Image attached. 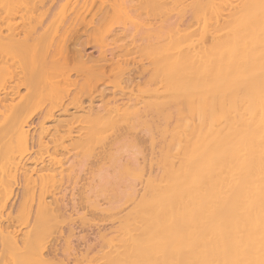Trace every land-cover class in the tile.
I'll return each mask as SVG.
<instances>
[{"label":"bare ground","instance_id":"bare-ground-1","mask_svg":"<svg viewBox=\"0 0 264 264\" xmlns=\"http://www.w3.org/2000/svg\"><path fill=\"white\" fill-rule=\"evenodd\" d=\"M53 1L0 0L1 247L9 241L4 264L44 263L56 254L60 235L50 241L49 254L46 246L40 257L37 250L50 231L48 213L70 220L81 205L85 215L107 221L97 228L94 218L89 222L102 236L96 245L102 250L90 260L73 249L67 264H264V0H63L52 16ZM103 22L105 39L99 41L108 49L97 44L99 67H110L122 54L144 79H125L130 86H116L121 94L115 99L112 93L105 101L111 106L100 111L93 98L109 79L100 73V83L93 79L91 85L90 74H81L95 69L85 64L90 57L82 49L75 57L84 55L77 63L86 68L75 60L79 67H68L66 39L77 26L99 37ZM127 135L134 152L125 157L122 151L123 159L115 154L124 142L119 149L115 143ZM78 158L87 173L106 166L101 171L117 176L114 182L94 169L101 184L84 192V205L77 198L75 207L72 187L82 184L69 185L71 193L65 184L73 163L82 162ZM20 199L24 214L11 218Z\"/></svg>","mask_w":264,"mask_h":264},{"label":"rangeland","instance_id":"rangeland-1","mask_svg":"<svg viewBox=\"0 0 264 264\" xmlns=\"http://www.w3.org/2000/svg\"><path fill=\"white\" fill-rule=\"evenodd\" d=\"M63 0H54L53 2H52V7H51V10H50V14L52 15V16H55L56 14H57V12L60 10V8L62 7V5H63ZM58 6V7H57ZM113 23V22H112ZM101 25V29H100V31H97L98 29H95V30H93V31H95L94 33L96 34V31L97 32H99V34L97 35V36H99V37H95L94 35H92L89 31H87L86 29H83V27L81 26L80 28H79V26H77V27H75L74 28V31L71 33L70 32V35L68 34L67 36H69V37H71L70 38V40L68 39H66V51H67V49H68V53H69V56H67V58H68V60H70V62L68 61V67H70L71 66V64H73V66H78L79 67V65H81L82 63H77V61H79V60H86V58H85V56L87 55V56H89L90 57V60H88V58H87V60H86V62H85V64L86 63H90V64H92V66H90V64L88 65L89 67H92L93 68V66H94V71L93 70H90V68H89V72L90 71H92L91 73H89L88 71H87V69H85L84 71H83V73H81V74H84L85 72L86 73H88V74H90V75H87V74H85V76L83 77V79H86L87 78V76H90L89 78L91 79V80H95L96 82H98V83H96V85H98L99 83H100V79L98 80L97 78H99V75H100V73H104L105 74V76L102 74V75H100L102 78L101 79H104L105 77L106 78H108L109 79V82L108 83H106V84H104V86H102V88H101V92H100V90H99V92L102 94V95H99L98 93L97 94H95L94 95V98L96 97V99H94L93 98V100L96 102L95 104L96 105H98V103L97 102H99L100 104L98 105V106H96L100 111H102V110H106L107 108H108V106H111V105H108L109 103L108 102H105V101H109L110 100V95L112 94V93H114V95H115V99L116 98H118L119 97V94H121V91L119 92V94H118V92L115 90V89H118V91L119 90H121L120 89V87L122 86V88L124 89L125 88V86L126 85H129V83L131 84V83H135V81L134 80H136V82L138 81V82H140V83H142L143 82V80H141V79H144V74L143 73H140L139 74V69H138V67H137V65H136V67H135V65H132V64H130V62H128L127 60H125V56H122V54H118L119 56H117L116 55V60H115V62L116 63H113V65H111L110 67H109V64H111V63H109V62H106V63H104L105 65H104V68L103 69H107V72L106 71H104L103 69H101L100 67H99V65H100V60H102L99 56H100V50L101 49H105V48H107V47H105V48H102L101 47V41H99V39L101 40V38H102V41L105 39V36H104V32H105V29H106V22H103V24H100ZM100 25L98 26L99 28H100ZM115 25L113 24V27H114ZM97 27V28H98ZM77 28H79V30L80 31H78V29ZM82 28V29H81ZM101 30L103 31V32H101ZM84 31V32H83ZM86 31H87V35H85L86 34ZM89 32V33H88ZM101 33V34H100ZM72 35V36H71ZM94 36V37H90V36ZM92 38V39H91ZM96 38V39H95ZM94 39L95 40H97V42H100V43H94V42H92V41H94ZM69 41V42H68ZM96 42V41H95ZM108 42H110V40L108 41L107 40V43L106 42H104V44H107L106 46H108L109 47V45H110V43H108ZM97 44L99 45L98 47H100V48H98L97 47ZM113 45H116V46H120L119 45V43H115V44H113ZM67 46H68V48H67ZM112 46V44L110 45V47ZM117 48H119V47H117ZM80 49H82L83 51H79ZM108 49V48H107ZM119 49H121V50H123V53L125 52V48H119ZM78 51L79 52H81L82 54H85V56L84 55H82V57L81 58H79V56L81 55V53H78ZM67 52H66V54H68ZM76 55H75V54ZM126 53V52H125ZM79 54V56H78V58H79V60H77L76 61V57H77V55ZM107 54L109 55V53L107 52ZM76 56V57H75ZM84 56V57H83ZM123 57H124V60H125V64H124V60L122 61V59H123ZM71 58H72V60H71ZM122 58V59H121ZM121 59V64H119L120 63V60ZM127 59V58H126ZM75 60V64L77 63V64H79V65H74V63H73V61ZM84 60V61H85ZM71 61H72V63H71ZM92 61H93V63L96 65V67H98L99 68V70H100V72H98L97 71V69H96V67H95V65L92 63ZM126 61H127V64H126ZM83 62V61H82ZM84 63V62H83ZM117 63L119 64L118 66H117ZM101 64H103V62L101 63ZM129 64V65H128ZM121 65H122V67L124 68L123 69V72L121 71L122 70V67H121ZM57 66H59V65H57ZM56 66V67H57ZM87 66V65H86ZM88 66H87V68H88ZM107 68H106V67ZM132 66L133 67H135V69H138L137 71L134 69V68H132ZM77 67V70H79V68ZM83 67H85L84 66V64L83 65H81V69L83 68ZM128 67H130V68H132L131 70H130V68L128 69ZM58 68V67H57ZM71 68H73L74 69V67H71ZM71 68H69V69H71ZM76 68V67H75ZM86 68V67H85ZM118 68H120L121 70H119ZM68 69V68H67ZM68 69V71H71L70 73L71 74H74L75 72H78L79 73V71H76V70H74V72H73V70L71 69V70H69ZM117 69L119 70V71H117ZM128 69V71H129V73H128V71H126ZM96 70V71H95ZM81 71V70H80ZM103 71V72H102ZM134 71V72H133ZM136 71V72H135ZM95 73L96 72V74L94 75V74H92V73ZM122 72V74L124 73V72H126V74H127V76L125 75V73H124V77H122V74H120ZM132 72H133V75H132ZM99 73V74H98ZM107 73V74H106ZM137 73H138V75H137ZM121 75L120 77L119 76H117V75ZM129 74V75H128ZM134 74L135 75H137V79H135V76H134ZM87 75V76H86ZM194 75V74H193ZM97 76V77H96ZM104 76V77H103ZM129 76V77H128ZM134 76V78H132ZM138 76L141 78L140 79V81H139V78H138ZM86 77V78H85ZM128 77V78H127ZM130 77L132 78V80L130 79ZM119 79V82H118V79ZM122 78H124V79H122ZM83 79H81V80H83ZM90 79H89V81H90ZM117 79V80H116ZM125 79H128V80H130V82L128 83V84H125V83H127V81L128 80H126L125 81ZM134 79V80H133ZM79 81V82H82V81ZM94 80L93 81H90L91 82V85H93V83H94ZM120 80L122 81V80H124V81H122V82H120ZM85 81V80H84ZM111 81V82H110ZM112 81H113V83H112ZM88 82V79H87V81H86V83ZM83 83H85V82H83ZM112 83V84H111ZM122 84V85H120V84ZM79 84H81V83H79ZM88 85L89 86H91L90 84H89V82H88ZM95 85V84H94ZM120 85V86H119ZM123 85H124V87H123ZM89 86H88V88H89ZM108 86V87H107ZM110 86V87H109ZM116 86H118V88L116 87ZM130 86V85H129ZM85 88H86V86H85ZM83 89L84 90V93L82 92L81 94L83 95L84 94V96H82V97H86L87 98V96H88V94H87V92H86V89ZM104 88V89H103ZM88 90V89H87ZM115 90V91H114ZM85 92H86V94H85ZM103 92V93H102ZM106 92V93H105ZM104 94V95H103ZM108 94V96H106ZM86 95V96H85ZM106 96V98H104ZM103 98V99H102ZM102 100V101H101ZM101 101V102H100ZM102 103V104H101ZM104 104H107V105H105V107H104ZM104 107V109L102 108V107ZM107 107V108H106ZM102 108V109H101ZM76 116V117H75ZM75 117V118H74ZM72 118H74V119H72L71 120V122L73 121V123L77 120L76 118H77V115H74ZM144 132V131H143ZM142 132V133H143ZM145 134V132L143 133V135ZM126 137H128L127 138V140H129L130 142H128V141H126ZM126 137H123V140L122 139H120V141L117 143H115V146L119 149V147H120V145H121V143H123L124 142V144H122V145H125L124 147L122 146V148H120V153H119V151H118V153L119 154H115V156H122V158L124 159L125 157H128V155H129V153L131 154V156L133 155V152H134V149L131 147L130 148V144L132 145V139L130 140V136L129 135H127ZM3 142H4V140H3ZM128 142V143H127ZM2 143V142H1ZM1 143H0V145H1ZM120 143V145H119V147H118V144ZM130 143V144H129ZM3 146H5V143H3L2 144V147ZM2 147H0V148H2ZM6 147H7V143H6ZM126 147V148H125ZM124 148V149H123ZM4 149H5V147H4ZM4 149H2V150H4ZM118 149H116V150H118ZM125 149H128V153L126 152V150ZM1 150V149H0ZM1 150V151H2ZM124 150H125V152H124ZM123 151V153H124V155H125V157H123V153H121ZM113 152H117V151H114L113 150ZM82 151H80V155H79V157L81 158L82 157V159L83 160H85V159H87V157H86V154H85V159L83 158L84 157V153H82ZM114 154V153H113ZM121 154V155H120ZM128 154V155H127ZM82 155V156H81ZM130 156V155H129ZM130 156V157H131ZM129 157V158H130ZM122 158H120V159H122ZM79 159V158H78ZM125 159H128V158H125ZM80 161H82V162H79V161H76V164L75 163H73L74 165L72 166V171H73V175L72 174H70V172H69V175H70V177L72 178H70V180L72 181V183H71V181H69L68 183H64L65 181L67 182V179L65 180V178L66 177H64V184L67 186V188L69 187V192L70 191H72L73 190V192H78L77 194H74V197L75 196H77V197H75L76 198V200H75V198L73 197V202H72V204H74L75 205V203L77 204L78 202H77V198H79L78 199V201H79V203L80 204H83L84 205V202L86 201L85 199H86V196L85 195H87V194H85L84 192L86 191V193H89V191H91L90 189H92L93 191H91V192H94V189H97L96 187H98L99 185H97V184H99L100 182H99V180H101L100 178L101 177H99V179H98V177H96V176H99L101 173H103V174H105V173H107V174H105V176H106V179H108V177L107 176H110V178H109V180H114L115 178H116V174H114V172L113 173H111V172H104V171H101V170H105L106 169V166L104 167V169L101 167V166H99V167H97V169H100L99 171H101V173H99V171L98 172H95V173H98V174H96L95 175V173H94V169H96V167H93V172H92V174H93V176H92V174H90L91 172H85V168L84 167H82L81 168V166L80 165H82L83 166V160H81V159H79ZM79 163H80V165H79ZM84 163H86V162H84ZM76 165V166H75ZM86 165V164H85ZM84 165V166H85ZM77 166L80 168V170H79V168L78 169H76L77 168ZM73 167H75L74 169H73ZM84 168V169H83ZM109 168V167H108ZM76 169V170H75ZM81 169H82V174L84 175L85 174V176H83L82 174H80L81 173ZM97 169L95 170V171H97ZM111 169V168H110ZM109 169V170H110ZM84 170V171H83ZM108 170V169H107ZM108 170V171H109ZM75 171V172H74ZM72 173V172H71ZM75 173V174H74ZM79 175H78V174ZM109 173H110V175H109ZM88 174V176H90V177H93L94 179H97L98 181H96V180H94V179H92V178H90V177H88V176H86ZM90 174V175H89ZM111 174H113L112 176H111ZM75 175V177H74V179H75V181L77 182L78 181V179H79V182H75V181H73V177L72 176H74ZM80 177V178H78V177ZM83 176V177H82ZM95 176V177H94ZM81 177H82V179H81ZM86 177V178H85ZM111 177H114L113 179L111 178ZM67 178H68V175H67ZM85 178V179H84ZM90 179V181H89V179ZM88 179V180H87ZM93 181V183H92V181ZM82 181V182H81ZM87 181H89L90 183V185H91V187H89L88 186V184H87V186L85 185H83V183L85 184V183H88ZM114 182H116L115 180H114ZM74 183V184H73ZM94 183H96V186H94L93 184ZM76 185V184H82V185H78V190H77V186H73V185ZM101 184V183H100ZM64 185V187L66 188V186ZM69 185H72V186H69ZM79 186H80V188H79ZM82 186V187H81ZM95 188H94V187ZM70 187H72V188H70ZM75 187V188H74ZM83 187H85V188H83ZM88 187V188H87ZM94 189H93V188ZM66 188V189H67ZM82 188V189H81ZM66 189L64 190V192H65V195H67L69 192H68V190L66 191ZM72 189V190H71ZM76 189V190H75ZM79 189H80V192L81 193H79ZM83 189H84V191H83ZM89 189V190H88ZM75 190V191H74ZM82 190V191H81ZM87 190H88V192H87ZM67 192V193H66ZM82 192L84 193L83 195H82ZM71 193V192H70ZM70 193H69V195H70ZM67 196V198L66 199H64V201L66 200V201H68V199H69V197L70 196ZM78 195H81V196H83L82 198H81V200H80V197L78 196ZM84 196H85V199H83L84 198ZM21 200V201H20ZM19 201H18V203H16V204H18V205H15L16 207H18L17 209H16V207H15V211H14V213H15V215H14V213L12 214V216H11V218H13L14 216H16V217H18L17 215H19V217L21 218L23 215H21V214H24V207L22 206L23 205V201H22V199H20ZM84 201V202H82L81 203V201ZM65 201V202H66ZM74 201H75V203H74ZM21 202V203H20ZM64 202V203H65ZM78 203V204H79ZM20 204H22V205H20ZM71 204V203H70ZM73 205V206H74ZM82 206V205H81ZM79 207L78 205H75V207H79V209L81 208V210H82V212H79V214L77 213V218H76V216L74 215V216H72L73 218H75L76 219V222H75V220H73V222H72V217H70V220L68 219V218H64L63 219V217H61V216H58L57 218H56V216L54 217H52V214L50 215V213H48L49 214V216L51 217H48V216H46L47 215V213H45L44 215H45V218H44V215L42 216V218H44V219H49L50 218V220H51V222H49L48 223V225H49V228L48 229H50V231L49 232H46V234H45V236L43 237V238H40L41 239V241L42 242H40V244H39V246L41 245V247H38V251L40 250V251H44V249H45V251L47 252L48 251V254L50 253V251H51V247H52V245H51V242H52V239L54 238V237H56V236H61V237H58L59 239H57L58 240V246H60L59 248H58V246H57V249H58V252L57 251H55L56 252V254L55 253H50V255H48L47 257H45V259L44 258H42V260H45L44 261V263L43 262H41V259L39 260L38 258L40 257V254L39 253H41L40 251L38 252V254H39V257H38V255H37V253H36V256H35V258L36 259H38L39 261H38V263H36V264H45L46 263V261H47V263L46 264H67L68 263V261H70V257L68 258L67 257V255H69V253L70 252H72V250L73 249H77L78 250V248L80 249V251H82V254L84 253V252H86V253H84L85 254V257H84V254L82 255V258L84 257V258H87V259H90V260H93V258L92 257H94L95 255H98V254H101V252L99 251V250H102V249H100V248H97V247H99L100 245H98V246H96L97 244H99V243H101V241H97V240H101L102 239V236L101 237H99L100 235L98 234V233H96V228H97V226H96V223H97V225H105L106 224V222L107 221H105V224H104V222L103 221H101L100 219L101 218H99V219H95L96 218V216L95 215H89V216H87V215H85L84 213V211L86 210L83 206L82 207ZM22 207V208H21ZM68 207H69V205H68ZM75 207H73V209L75 210L76 209V212H78V211H81V210H79L78 208H75ZM82 208H84V209H82ZM20 210H21V212H20ZM78 210V211H77ZM20 212V213H19ZM75 212V211H74ZM81 213H83V215H81ZM81 215V216H80ZM78 216H79V220H77L78 219ZM86 216V217H85ZM95 216V217H94ZM46 217H48V218H46ZM15 218V217H14ZM52 218H55V219H52ZM59 218H61V219H59ZM86 218V219H85ZM89 218H91L90 220L92 221V219H93V221L95 222V224L93 223V221L91 222L90 220H88ZM98 218V217H97ZM56 219H57V221H56ZM63 219V221H61ZM14 221H15V219H13ZM17 220H19L18 218L16 219V221ZM54 220L57 222V224L56 223H54ZM68 220V221H67ZM81 220H82V222H84V223H82L81 222ZM87 220V221H86ZM97 220H100V221H98V222H96ZM21 221V220H20ZM20 221H18V222H20ZM42 221H43V219H42ZM66 222L65 224L64 223H62V222ZM68 222H71V223H68ZM75 222V223H74ZM81 223V224H78V223ZM86 222H90V223H93L95 226H96V228H95V226L93 227L92 225V227H93V229H90L91 227H90V223H89V228H88V225L86 224ZM44 223V222H43ZM58 223H59V225L60 226H58L57 227V225H58ZM62 223V224H61ZM67 223L69 224V225H67ZM75 224V225H74ZM84 224V225H83ZM87 226H86V225ZM38 225H42V227H38L37 226V228L39 229H37L36 231H41V228H43V225L44 224H38ZM54 225H56V226H54ZM70 225H71V227H70ZM79 225H81V226H79ZM65 226V227H64ZM68 226H69V228L70 229H66V228H68ZM73 226V227H72ZM84 226V227H83ZM53 227V228H52ZM56 227V228H55ZM60 227H61V229H60ZM75 227H77L78 228V230H77V228H75ZM86 227V228H85ZM55 228V229H54ZM60 230H59V229ZM75 228V229H74ZM82 228V229H81ZM95 228V229H94ZM57 229V230H56ZM63 229V230H62ZM75 231H74V230ZM53 230V231H52ZM72 230V232L73 233H71L70 235H66L67 233L69 234L70 232L69 231H71ZM77 230V231H76ZM80 230V231H79ZM85 230H87V231H85ZM90 230V231H89ZM92 230V231H91ZM11 231V230H10ZM55 231V234L54 233H52V232H54ZM56 231H57V233H56ZM64 231V232H63ZM66 231H68V232H66ZM95 232V234H94V232ZM107 231V230H106ZM105 231V232H106ZM58 232L60 233V232H62V234L60 233V234H58ZM75 232V233H74ZM83 232V233H82ZM108 232V231H107ZM38 233V232H37ZM63 233H64V235H63ZM86 233H87V235H86ZM49 234H52V235H49ZM72 234L74 235V236H72ZM79 234V235H78ZM89 234V235H88ZM9 235H12V234H9ZM62 235H63V238H65V239H67V241L64 239L63 240V238H62ZM66 235V236H65ZM85 235V236H84ZM99 235V236H98ZM42 236V235H41ZM69 236H71V237H69ZM79 236H82V237H85V238H83V240H82V238H80ZM95 236V237H94ZM6 237V236H5ZM10 238V237H12V236H7V238ZM75 237V238H74ZM88 237H89V239H88ZM99 237V238H98ZM7 238H5V239H7ZM47 240H45V239ZM51 238V239H50ZM60 238H62V240H61V242L59 241L60 240ZM94 238H97V239H94ZM4 239V240H5ZM32 239L34 240V238L32 237ZM32 239H31V241H32ZM69 239V240H68ZM80 239V240H79ZM87 239V240H86ZM72 240V241H71ZM83 241V242H80V241ZM87 242H86V241ZM90 240V241H89ZM93 240V241H92ZM7 241L8 240H6V241H3V243L4 242H6V244L4 243L3 245H2V247H1V245H0V264H4V262L6 261V252H7V246H8V243H9V241H8V243H7ZM51 241V242H50ZM54 241H56V240H54ZM63 241L65 242V244L63 243ZM12 242V241H11ZM67 242V243H66ZM71 242V243H70ZM79 243V244H78ZM84 243H86V244H84ZM94 243H96V244H94ZM47 244V245H46ZM62 244L65 246H62ZM72 244V245H71ZM74 244V245H73ZM75 244L77 245L76 247H75ZM82 244V245H81ZM93 244V245H92ZM7 245V246H6ZM45 247L44 249L42 248L43 246ZM79 245H81L80 247H79ZM88 246V248H90V249H88L86 246ZM4 246V247H3ZM70 246V247H69ZM83 246V247H82ZM85 246V247H84ZM92 246V247H91ZM50 247V248H49ZM6 248V249H5ZM41 248V249H40ZM62 248V249H61ZM64 248V249H63ZM83 248V250H81ZM56 249V250H57ZM85 249V250H84ZM87 249V250H86ZM98 249V250H97ZM1 250H3V251H1ZM6 250V251H5ZM50 250V251H49ZM63 250V251H62ZM71 250V251H70ZM69 251V252H68ZM89 251V252H88ZM97 251H98V253H97ZM62 252V253H61ZM100 252V253H99ZM5 253V254H4ZM60 253V254H59ZM87 253H89V254H87ZM95 253V254H94ZM54 254H55V256L56 255H58V256H56V257H58V259L54 256ZM92 254V255H91ZM51 255H53V256H51ZM62 255V256H61ZM66 255V256H65ZM87 255V256H86ZM94 255V256H93ZM89 256V257H88ZM52 257V258H51ZM67 257V259H65ZM55 258V259H54ZM47 259V260H46ZM49 259H52L51 261L49 260ZM65 259V260H64ZM57 260H59L60 262H58ZM64 260V261H63ZM57 261V262H56ZM61 261H63V263L61 262ZM51 262H53V263H51Z\"/></svg>","mask_w":264,"mask_h":264}]
</instances>
